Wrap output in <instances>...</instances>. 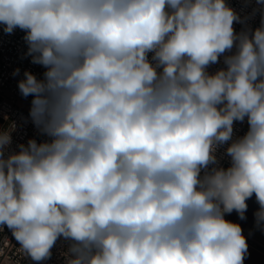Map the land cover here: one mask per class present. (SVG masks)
I'll list each match as a JSON object with an SVG mask.
<instances>
[{
	"label": "clouds",
	"instance_id": "1",
	"mask_svg": "<svg viewBox=\"0 0 264 264\" xmlns=\"http://www.w3.org/2000/svg\"><path fill=\"white\" fill-rule=\"evenodd\" d=\"M237 22L226 0H0L45 137L0 130V231L37 264L59 240L65 264H244L226 215L254 195L264 228V20Z\"/></svg>",
	"mask_w": 264,
	"mask_h": 264
},
{
	"label": "built area",
	"instance_id": "2",
	"mask_svg": "<svg viewBox=\"0 0 264 264\" xmlns=\"http://www.w3.org/2000/svg\"><path fill=\"white\" fill-rule=\"evenodd\" d=\"M226 3L241 17L242 22L234 23L237 33L261 26V21L264 20V0H226ZM24 35V31L19 28L13 34H6L3 32V25H0V130H8L10 125H15V130L12 132L13 149H16L18 144H26L30 138H35L38 142L45 139L28 117L32 97L23 98L17 87L25 70L31 71L38 78L42 77L44 71L41 66L32 64L30 57L25 58L27 45L23 39ZM223 66V57H221V62L211 65L208 71L214 73ZM17 68L20 69V75L13 76L12 73ZM247 128L246 120L243 123L234 122V137L242 136ZM226 147L227 145L222 146L217 153L225 167L229 163V158L224 154ZM68 246L67 241H57L52 249L51 258L42 264H65L64 253ZM262 251L264 252V246ZM0 264H37V262L20 250L11 231L4 228L0 231Z\"/></svg>",
	"mask_w": 264,
	"mask_h": 264
},
{
	"label": "crops",
	"instance_id": "3",
	"mask_svg": "<svg viewBox=\"0 0 264 264\" xmlns=\"http://www.w3.org/2000/svg\"><path fill=\"white\" fill-rule=\"evenodd\" d=\"M246 202L248 209L245 213V220H241L235 211L230 215H226V219L239 223L243 229V234L248 244V253L245 257L244 264H264V252L262 251V247L264 246V228L257 226L254 215L259 205L254 195Z\"/></svg>",
	"mask_w": 264,
	"mask_h": 264
}]
</instances>
